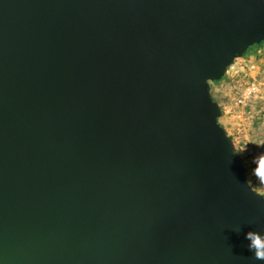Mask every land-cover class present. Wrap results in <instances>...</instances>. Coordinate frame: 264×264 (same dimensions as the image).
I'll use <instances>...</instances> for the list:
<instances>
[{
    "label": "water",
    "instance_id": "95a60500",
    "mask_svg": "<svg viewBox=\"0 0 264 264\" xmlns=\"http://www.w3.org/2000/svg\"><path fill=\"white\" fill-rule=\"evenodd\" d=\"M264 0H0V264H264L210 82Z\"/></svg>",
    "mask_w": 264,
    "mask_h": 264
},
{
    "label": "rangeland",
    "instance_id": "374dc122",
    "mask_svg": "<svg viewBox=\"0 0 264 264\" xmlns=\"http://www.w3.org/2000/svg\"><path fill=\"white\" fill-rule=\"evenodd\" d=\"M227 75L228 80L214 84L212 92L225 109L221 120L245 155L247 178L264 194V183L254 172L264 156V48L235 59ZM252 81L259 85L257 96L245 105L236 104L239 95Z\"/></svg>",
    "mask_w": 264,
    "mask_h": 264
},
{
    "label": "clouds",
    "instance_id": "9594fccd",
    "mask_svg": "<svg viewBox=\"0 0 264 264\" xmlns=\"http://www.w3.org/2000/svg\"><path fill=\"white\" fill-rule=\"evenodd\" d=\"M254 172L261 182L264 183V156L260 158V163ZM245 239L249 241L248 250L254 254V258L264 261V233L249 231L246 233Z\"/></svg>",
    "mask_w": 264,
    "mask_h": 264
},
{
    "label": "trees",
    "instance_id": "16d2710c",
    "mask_svg": "<svg viewBox=\"0 0 264 264\" xmlns=\"http://www.w3.org/2000/svg\"><path fill=\"white\" fill-rule=\"evenodd\" d=\"M260 48H264V40L261 41V42L258 43V44H254V45H252V46H249V47L243 52L242 57L246 56V55H247L249 52H251L252 50H256V49H260ZM228 70H229V68H228ZM227 80H228V75H227V73H226V74H225L220 80H214V81H211V82H210V86H211V95H212L213 99H214L215 101H217L218 103H219V101L216 99V97L214 96V94H213V92H212V87H213V85L216 84V83L226 82ZM219 105H220V103H219ZM220 107H221V109H222V114H221V116L219 117L218 121H219V123L225 128L227 135L230 136V137L233 139L234 144H235V152H236V155H237V156L243 161V163H244V165H245V168H246V158H245V155H244L243 151L240 149L239 145L236 143V140H235V138L233 137V135H231L230 133H228L227 128H226V123H224V122L221 120V118H222V117L224 116V114H225V109H224V107H223L222 105H220ZM246 156H248L247 153H246ZM247 180H248L249 184L252 186V188L255 189V190H257L256 186H255L253 183H251V182L249 181L248 178H247ZM257 191H258V190H257Z\"/></svg>",
    "mask_w": 264,
    "mask_h": 264
},
{
    "label": "built area",
    "instance_id": "2783aa9c",
    "mask_svg": "<svg viewBox=\"0 0 264 264\" xmlns=\"http://www.w3.org/2000/svg\"><path fill=\"white\" fill-rule=\"evenodd\" d=\"M259 85L254 81L249 82L246 88L242 91L236 100V104L245 105L247 101L251 100L259 93Z\"/></svg>",
    "mask_w": 264,
    "mask_h": 264
}]
</instances>
